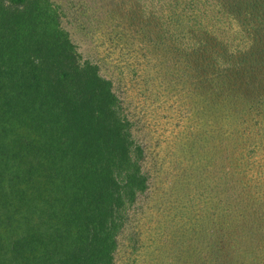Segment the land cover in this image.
Here are the masks:
<instances>
[{
	"label": "trees",
	"instance_id": "obj_1",
	"mask_svg": "<svg viewBox=\"0 0 264 264\" xmlns=\"http://www.w3.org/2000/svg\"><path fill=\"white\" fill-rule=\"evenodd\" d=\"M0 264H264V0H0Z\"/></svg>",
	"mask_w": 264,
	"mask_h": 264
},
{
	"label": "rangeland",
	"instance_id": "obj_2",
	"mask_svg": "<svg viewBox=\"0 0 264 264\" xmlns=\"http://www.w3.org/2000/svg\"><path fill=\"white\" fill-rule=\"evenodd\" d=\"M54 1H62L63 3L66 2H72V3H78V0H54ZM84 2H87L89 4H94L95 0H82ZM92 2V3H90ZM97 4V3H96ZM66 29H68L72 35V39L77 44L79 51H81L83 57H87V55L90 54V48H91V43L89 41H86L80 33H77L73 30V28L70 25L64 24ZM106 75L109 76V74L106 73Z\"/></svg>",
	"mask_w": 264,
	"mask_h": 264
}]
</instances>
